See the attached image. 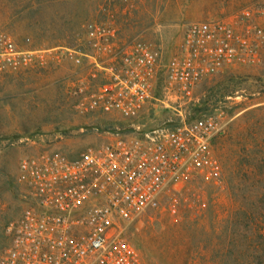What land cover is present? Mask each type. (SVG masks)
I'll use <instances>...</instances> for the list:
<instances>
[{"label":"rangeland","instance_id":"rangeland-1","mask_svg":"<svg viewBox=\"0 0 264 264\" xmlns=\"http://www.w3.org/2000/svg\"><path fill=\"white\" fill-rule=\"evenodd\" d=\"M202 22L229 29L235 50L184 109L213 121L209 164L124 237L142 264H264V0H0V257L25 205L20 162L49 150L74 158L172 117L157 103L126 121L97 107V92L116 52L144 49L167 100L166 66Z\"/></svg>","mask_w":264,"mask_h":264},{"label":"built area","instance_id":"built-area-1","mask_svg":"<svg viewBox=\"0 0 264 264\" xmlns=\"http://www.w3.org/2000/svg\"><path fill=\"white\" fill-rule=\"evenodd\" d=\"M234 51L232 33L223 24L192 25L166 66L167 100L156 96L150 81L155 55L144 49L116 52L120 65L105 69L108 82L98 89L97 107L133 121L160 103L173 116L130 135L117 134L74 158L49 150L23 159L19 181L26 188L25 205L5 229L8 244L0 264H142L124 237L126 229L164 208L189 171L209 164L213 121L184 109L196 103L202 79L230 64Z\"/></svg>","mask_w":264,"mask_h":264}]
</instances>
